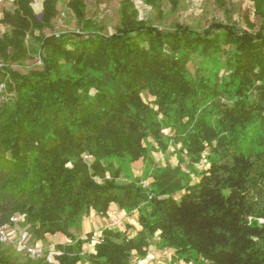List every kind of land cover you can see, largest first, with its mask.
Listing matches in <instances>:
<instances>
[{
    "label": "trees",
    "instance_id": "16d2710c",
    "mask_svg": "<svg viewBox=\"0 0 264 264\" xmlns=\"http://www.w3.org/2000/svg\"><path fill=\"white\" fill-rule=\"evenodd\" d=\"M213 1L225 21L200 30L154 26L121 0L110 35L86 0L68 3L72 32L44 33L58 0L40 14L34 0L3 12L0 229L68 242L57 263L1 244L0 264H138L153 247L184 263L264 264V0H247L258 22ZM33 59L27 73L13 68ZM126 160L146 165L148 186L122 181ZM91 212L135 217L140 229L104 224L76 237Z\"/></svg>",
    "mask_w": 264,
    "mask_h": 264
},
{
    "label": "rangeland",
    "instance_id": "374dc122",
    "mask_svg": "<svg viewBox=\"0 0 264 264\" xmlns=\"http://www.w3.org/2000/svg\"><path fill=\"white\" fill-rule=\"evenodd\" d=\"M70 0H58V15L53 21V27L45 29L46 35L55 33H64L77 31V24L68 9ZM173 1L177 2L174 7ZM233 9V19L236 22H242L243 17L250 16L251 20L258 22L252 12V4L247 0H230ZM14 0H2L0 2V19L5 10L13 8ZM44 0H34L33 8L36 13L40 14L43 9ZM87 3V18L98 21L103 26L105 34L110 35L115 32L120 22V4L121 0H86ZM135 4L139 10L140 17L147 20L148 23L158 26L160 28H170L175 23L181 22L188 24L196 29L202 30L208 26L212 21H225L223 12L216 6L213 0H135ZM6 30L5 26L0 25V34ZM41 62L38 59L30 60L26 66L14 65L13 68L27 73L29 70L39 67ZM3 87L0 86V92ZM172 152V148H171ZM159 165L177 164V157L175 153L164 155L163 153H153ZM123 178L122 181L128 182L135 177L143 180L144 184L148 186L149 181L147 176V167L144 163L138 162L131 164L128 160L120 163ZM201 167L198 168V171ZM112 221L101 220L97 218L94 212L85 217L81 222L77 223L73 228L76 237H84L86 233H98L101 230V221L105 225H110L111 228H125V223L128 222L134 225L135 228L140 229V226L135 217L129 218L125 214H113ZM98 222L99 225H98ZM104 225V226H105ZM103 226V225H102ZM136 230V229H135ZM62 237V236H61ZM96 237V236H95ZM94 237V238H95ZM62 243H67L68 240L63 238ZM60 243V239L54 236H48L45 241H33L29 238H24L20 229L11 228L7 231L3 240L0 239L1 244L5 246H12L22 256H29L28 248L34 249L36 253L30 255L35 258H43L47 256L52 263H57L55 255L56 245ZM27 247V248H26ZM153 247V246H152ZM92 244H86L84 251L91 252ZM138 264H207L201 263L197 260L193 262L184 263L178 261L177 257L170 252L162 251L157 248H151L148 252L147 258L140 260Z\"/></svg>",
    "mask_w": 264,
    "mask_h": 264
},
{
    "label": "built area",
    "instance_id": "2783aa9c",
    "mask_svg": "<svg viewBox=\"0 0 264 264\" xmlns=\"http://www.w3.org/2000/svg\"><path fill=\"white\" fill-rule=\"evenodd\" d=\"M2 0H0L1 2ZM13 221H16V219H14ZM9 229L3 228L0 229V239L3 240V238L6 236V233ZM27 248V247H26ZM27 251L30 253V255H34L36 253V251L34 249L28 248Z\"/></svg>",
    "mask_w": 264,
    "mask_h": 264
},
{
    "label": "crops",
    "instance_id": "0c3cea01",
    "mask_svg": "<svg viewBox=\"0 0 264 264\" xmlns=\"http://www.w3.org/2000/svg\"><path fill=\"white\" fill-rule=\"evenodd\" d=\"M98 218V217H97ZM101 220H107V219H101ZM103 221H101V224H100V226L102 227V225H104V222ZM99 223L100 222H98V225H99ZM62 235H55L54 237H57V238H59L60 239V243H62V241L61 240H63V238H65L64 236H62Z\"/></svg>",
    "mask_w": 264,
    "mask_h": 264
}]
</instances>
